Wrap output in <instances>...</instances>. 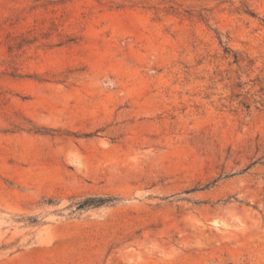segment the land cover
Returning <instances> with one entry per match:
<instances>
[{
  "label": "rangeland",
  "instance_id": "374dc122",
  "mask_svg": "<svg viewBox=\"0 0 264 264\" xmlns=\"http://www.w3.org/2000/svg\"><path fill=\"white\" fill-rule=\"evenodd\" d=\"M0 264H264V0H0Z\"/></svg>",
  "mask_w": 264,
  "mask_h": 264
},
{
  "label": "trees",
  "instance_id": "16d2710c",
  "mask_svg": "<svg viewBox=\"0 0 264 264\" xmlns=\"http://www.w3.org/2000/svg\"><path fill=\"white\" fill-rule=\"evenodd\" d=\"M112 200L111 197H92V198H88L87 200H85V202L81 203L80 205H92V204H103L106 203L108 201Z\"/></svg>",
  "mask_w": 264,
  "mask_h": 264
}]
</instances>
